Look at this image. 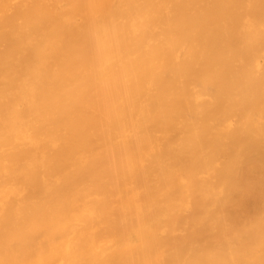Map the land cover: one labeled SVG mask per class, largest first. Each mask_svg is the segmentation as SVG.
Wrapping results in <instances>:
<instances>
[{
    "label": "bare ground",
    "instance_id": "obj_1",
    "mask_svg": "<svg viewBox=\"0 0 264 264\" xmlns=\"http://www.w3.org/2000/svg\"><path fill=\"white\" fill-rule=\"evenodd\" d=\"M0 264H264V0H0Z\"/></svg>",
    "mask_w": 264,
    "mask_h": 264
}]
</instances>
